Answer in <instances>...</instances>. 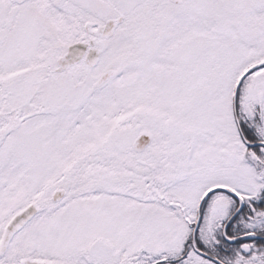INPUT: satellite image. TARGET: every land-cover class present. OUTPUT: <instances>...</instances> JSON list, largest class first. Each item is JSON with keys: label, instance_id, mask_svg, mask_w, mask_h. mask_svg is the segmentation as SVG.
<instances>
[{"label": "snow or ice", "instance_id": "1", "mask_svg": "<svg viewBox=\"0 0 264 264\" xmlns=\"http://www.w3.org/2000/svg\"><path fill=\"white\" fill-rule=\"evenodd\" d=\"M0 264H264V0H0Z\"/></svg>", "mask_w": 264, "mask_h": 264}]
</instances>
